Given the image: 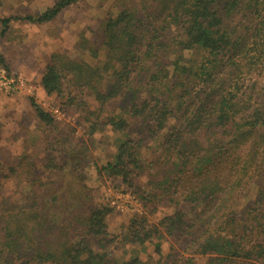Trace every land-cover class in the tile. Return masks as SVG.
Returning a JSON list of instances; mask_svg holds the SVG:
<instances>
[{"label":"trees","instance_id":"trees-1","mask_svg":"<svg viewBox=\"0 0 264 264\" xmlns=\"http://www.w3.org/2000/svg\"><path fill=\"white\" fill-rule=\"evenodd\" d=\"M79 1L57 0L24 19L49 22ZM11 20L0 18L5 29ZM78 43L100 61L55 53L42 87L79 112L89 138L106 127L122 133L106 162L93 166L138 196L146 211L111 234L113 207L93 202L80 172L89 143L51 141L62 163L50 159L46 168L59 172L56 180L35 175L27 158L9 173L0 166V264H119L111 246L130 249L121 264H144L134 249L165 237L206 257L205 264L264 260V0L124 3L106 17L100 47L84 36ZM118 100L128 117L104 113ZM30 102L53 128L54 117ZM146 136L160 137L168 168L144 187L141 179L152 178L142 159ZM13 177L19 189L4 195V181ZM161 202L173 211L153 221L148 214ZM161 248L156 243V264Z\"/></svg>","mask_w":264,"mask_h":264},{"label":"rangeland","instance_id":"rangeland-1","mask_svg":"<svg viewBox=\"0 0 264 264\" xmlns=\"http://www.w3.org/2000/svg\"><path fill=\"white\" fill-rule=\"evenodd\" d=\"M56 1L0 0V18H12L7 29L0 22V56L3 59L0 62V166L6 167L4 171L7 172V167L16 166L21 158H27L34 165L35 175H40L46 181L56 180L59 172L46 168L50 159L62 163L61 154L58 152L60 148L58 145L55 148L50 147L51 141L59 144L68 138L72 145L87 141L90 146V160L80 172L86 180L93 202L96 205L109 203L113 207L108 216V225L110 233L115 235L121 232L130 216L146 211L138 196L124 189L119 180L108 177L105 172L98 175L93 166V161L103 165L124 136L106 127L89 138L84 127L78 123L79 112L65 107L57 94L45 92L42 75L55 53L70 52L75 58H83L92 64L98 63L101 58L98 61L89 51L80 48V38L84 36L89 40V45L100 47L103 23L108 14L116 12L119 5H134L138 0H80L64 9L52 21L36 23L24 19L26 15L43 13ZM103 54L104 49L101 48L100 56ZM31 98L54 117L56 122L53 128H46L40 122L30 102ZM90 103L92 106L95 104L93 101ZM104 113H125L123 115L128 117L121 100L105 107ZM144 141L142 159L146 161V175L152 177L144 176L141 179V184L146 187L148 182L159 179L168 166L164 162L167 157L159 147L160 137L147 139L146 136ZM19 184L15 177L5 180L3 194L14 193L19 189ZM157 209V212L148 214L153 221H158L162 215L173 211L164 202ZM156 243H161L162 256L164 255L160 264L206 263V257L184 252L183 242L165 237L158 242L134 249L141 254L144 264H156V259L160 257L154 253ZM173 244L175 246L171 250L170 246ZM129 250L113 246L108 248L110 258L119 264L129 259ZM253 264H264V260Z\"/></svg>","mask_w":264,"mask_h":264}]
</instances>
